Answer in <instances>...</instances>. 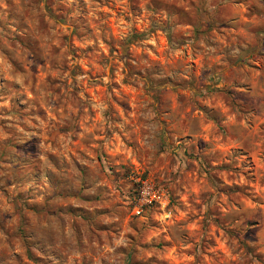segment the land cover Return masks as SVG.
Masks as SVG:
<instances>
[{
  "label": "clouds",
  "instance_id": "clouds-1",
  "mask_svg": "<svg viewBox=\"0 0 264 264\" xmlns=\"http://www.w3.org/2000/svg\"><path fill=\"white\" fill-rule=\"evenodd\" d=\"M58 2L0 0V264H264V0Z\"/></svg>",
  "mask_w": 264,
  "mask_h": 264
},
{
  "label": "rangeland",
  "instance_id": "rangeland-1",
  "mask_svg": "<svg viewBox=\"0 0 264 264\" xmlns=\"http://www.w3.org/2000/svg\"><path fill=\"white\" fill-rule=\"evenodd\" d=\"M166 0H156V8L159 10L161 7H165ZM75 7H78L77 4L68 5L65 2H58V0H50V10L60 13L63 16H71L73 10ZM76 19H80L79 17H76ZM254 227L253 224H248L246 226V230H252ZM39 259V257H37ZM175 264V262H173Z\"/></svg>",
  "mask_w": 264,
  "mask_h": 264
}]
</instances>
